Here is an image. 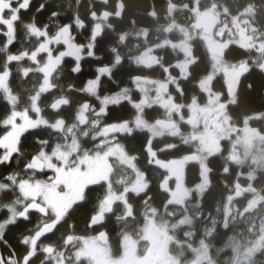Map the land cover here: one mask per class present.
<instances>
[{"label":"trees","instance_id":"trees-1","mask_svg":"<svg viewBox=\"0 0 264 264\" xmlns=\"http://www.w3.org/2000/svg\"><path fill=\"white\" fill-rule=\"evenodd\" d=\"M6 1L10 8L15 10L16 19L12 22L11 41L7 39L4 25L0 24V73H7V85L14 97L12 104L15 111H26L32 118L35 117L30 105L37 88L44 80V74L27 58L9 60V57L19 58L24 53L30 54L36 50L43 37H36L32 30L53 38L61 28L68 27L74 44L83 49L81 58L68 56L62 58L50 74V88L40 94L38 99L39 115L45 124L23 133L19 138L17 152L8 162L0 164L2 184L9 183V177L14 175L29 176L28 165L31 164L32 158L44 148L50 152L55 145L64 142V133L54 130L52 126H56L57 123H62L65 128L76 125L79 109L85 104L89 110L87 113L89 120L99 118L100 124L105 127L133 119L136 110L128 100L111 104L106 107L104 114L95 115L101 98L119 93L133 79L162 81L166 85L168 95L176 104L183 106V111H188L193 100L205 104L206 94L200 89L199 84L206 75H209L212 66L202 39L195 37L187 45L178 46V42H184L177 39L175 32H170V37L164 38L168 44L155 50L153 65L145 67L132 60L134 48L140 50L145 46L142 37L136 39L130 36L132 31L136 29L143 31L149 37L146 41H156V38L160 37L158 30L168 29L173 23L193 29L191 24L194 20L191 18L194 17V10L200 15L213 14L216 19L215 31L230 22L231 17L242 16L244 12H248L246 18L249 24L256 27L259 40L264 42V0ZM8 17L9 12H4L3 18ZM97 28L99 35L95 36ZM200 31L197 32L208 35ZM169 42L173 43V46H169ZM186 53L188 60L184 63ZM256 57L255 49L244 50L231 45L223 60L228 62L246 60L251 63ZM24 70L28 72L24 73ZM95 79L98 80L97 94L92 95L85 91V87L89 81ZM211 88L216 93L226 92L221 78L214 79ZM133 99L136 100V95ZM12 106L0 91V138L8 132V128L3 124L11 114ZM257 115H261L259 120ZM227 116L237 128L247 125L264 134L263 70L247 69V74L237 86L234 98L228 104ZM144 118L150 122L158 118L163 119L159 108L146 109ZM84 126L81 125V128ZM181 128H186V122L181 124ZM114 136L124 147L125 152L133 158L136 168L144 175L147 183L145 192L127 193L128 214L123 216L118 210L120 207L115 206L118 214L112 213L106 221L102 219L97 225L90 226L92 218L99 215L98 206L106 193V185L100 182L86 186L82 200L73 204L63 219L55 224V229L38 241V247L51 245L62 253L69 264H72L74 262L72 252L81 245L82 239L96 237L104 231L107 233L108 244L113 253L119 254L120 233L123 230L131 232L135 227L142 225L146 206L156 211L167 209L176 215L187 214L189 218H194L189 229L193 230L194 235L188 240L193 242L200 240L201 237L206 238L217 251L225 247L224 243L227 240L245 243L248 238L250 240L256 238L260 229L264 230V171L257 170L256 174L253 173V178H250V172L254 171L251 163L244 161V164L240 165L236 162H226L229 148L227 141L223 142V151L207 161L209 186L198 198V209L193 204L195 196L191 202L186 203L184 209L182 206L174 207L167 204L168 194L161 189L166 172L150 163L146 148L151 144L159 158L168 160L190 153V145L170 137L150 140L147 131L139 130L116 133ZM78 142L82 151L97 149L96 140L82 138L81 132ZM171 144L174 145L173 148L162 151L165 146ZM200 178L197 165H188L185 173L186 185L193 188L200 182ZM237 184L250 190L244 192V195L234 202L233 208L237 211L233 214L236 219L227 224L228 218L225 220L224 216L225 203ZM256 196L261 198L260 203L247 211L248 205ZM18 198V192L13 186L2 192L0 224L8 218V209L2 204H10ZM242 210L247 212L241 216L238 212ZM38 222L39 215L31 213L26 219L19 218L4 228L0 234V252L6 264H13L11 262L51 264V260H47L42 252L32 255L30 245L25 242V238L31 236ZM187 231L180 229V237ZM215 254L218 256V253ZM221 259V257L216 259L215 264H227V261L223 262ZM251 264H264V246Z\"/></svg>","mask_w":264,"mask_h":264},{"label":"rangeland","instance_id":"rangeland-1","mask_svg":"<svg viewBox=\"0 0 264 264\" xmlns=\"http://www.w3.org/2000/svg\"><path fill=\"white\" fill-rule=\"evenodd\" d=\"M22 1L26 2L27 0ZM4 12H9L10 17L4 19ZM199 15L197 10H194V17L191 18L194 20L191 24L193 29L191 30L176 23H173L168 29L158 28L160 37L156 38V41H146L149 39L147 33L138 29L132 31L130 36L132 35L136 39L140 36L145 41V46L140 50L134 48L132 54L133 62L145 67L153 65L154 51L168 44L164 38L170 37V32H175L177 39L184 42H178V46L187 45L195 37H200L212 66L209 75H206L199 84L200 89L206 94L205 104L193 100L188 111H183V106L176 104L173 98L168 95L166 85L157 79H133L119 93L101 98L95 115L104 114L106 107L111 104L128 100L136 110L130 121L109 127L102 126L99 118L89 120L87 117L89 110L85 104L79 109L76 125L65 128L62 123H57L56 126H52L54 130L64 133V142L55 145L50 152L44 148L36 155L44 165L47 172L45 176L37 174L35 166L29 164V176L14 175L9 177V183H0V195L11 189L12 186L15 187L19 195V198L14 202L2 204L4 208L8 209V218L6 222L0 224V234L7 224L13 223L20 217L25 207L36 203L43 208L48 219L46 220L42 216L41 222L38 223V229H35L31 236L25 238V242L32 249L31 254L42 252L47 260H51V264H69L68 260L55 247L51 245L38 247L34 237L45 225L61 221L73 204L82 200L86 186L100 182L106 185V193L98 206V213L103 217V221H106L112 213H119L114 209L115 206L120 207L118 210L123 216L128 214L127 193L132 191L142 194L146 190L147 183L144 175L136 168L133 158L117 141L114 136L116 133L147 131L150 140L170 137L176 138L180 143L190 145V153L168 160L159 158L151 144L146 148L150 163L166 172L161 189L168 194L167 204L170 206L184 208L186 203L191 202L192 197L195 196L193 204L198 209V198L209 186L207 161L210 157L217 156L223 151L224 141H227L229 146L226 162H236L242 165L244 161H248L254 167V171L249 174L250 178H253V173L256 174L257 170L264 171V134L247 125L237 128L231 118L227 116L228 104L232 99L227 101L224 99L225 92L216 93L211 88L212 81L216 78H221L224 84L229 87L242 69L258 68L264 71V42L259 40L256 27L249 24L246 18L248 12H244L242 16L231 17L230 22L228 21L216 31L213 30V34L207 36L199 34L198 30L194 28V23L199 19ZM15 19V10L10 8L6 0H0V24L4 25L9 41L13 38L12 22ZM32 33L36 37H43L36 50L30 54L24 53L19 58L9 57V60L27 58L44 74V80L37 88L30 105L35 117L32 118L26 111L14 110L15 106L12 104L14 97L10 94L7 85V73H0V91L13 105L11 114L3 124L8 128V132L0 138V164L8 162L10 157L17 152L19 138L23 133L45 124L39 115L38 99L40 94L50 88V74L60 60L67 56L76 59L82 56L83 48L74 44L68 27L61 28L57 36L53 38L40 31L32 30ZM217 45H234L244 50L255 49L256 60L251 63L246 60L224 61L223 58L212 53V48ZM169 46H173V43L169 42ZM185 60L184 63L188 60L187 53ZM27 72L24 70V73ZM97 85V79L91 80L85 87V91L96 95ZM134 95H136V100L133 99ZM154 108L160 109L163 119L147 121L144 118L145 110ZM256 117L259 120L261 115ZM183 122H186L184 129L181 128ZM163 123H172L173 126L167 128L163 126ZM81 125L85 126L81 128ZM262 125L264 126V122ZM79 132L82 133V138L96 140L97 149L80 150ZM173 147V144L165 146L162 151ZM190 164L197 165L201 177L200 182L193 188H189L185 182L186 168ZM248 190L250 188H244L237 184L233 193L227 198L224 209L225 220L228 218L227 224L236 219L234 214L237 209L233 208L234 202ZM260 201L261 198L256 196L248 205L247 211L256 207ZM145 209L141 226L135 227L131 232L123 230L120 233L119 254H114L109 244L102 245L96 237L90 236L82 239L81 245L72 252L74 253L72 264H215L216 259L220 257L223 262L227 261V264H251L263 250V229L259 230L256 238L252 240L248 238L245 243L227 240L224 243L225 247L217 251L216 247L211 246L206 238L202 239L201 237L200 240L193 242L188 240L190 236L194 235L193 230L189 231L194 218H189L187 214L176 215L167 209L156 211L149 206H146ZM247 211L242 210L238 213L242 216ZM117 219H119L118 216ZM224 226L226 225L224 224ZM180 229L188 231L180 237ZM215 253H218V256ZM11 263L24 264L23 262Z\"/></svg>","mask_w":264,"mask_h":264},{"label":"water","instance_id":"water-1","mask_svg":"<svg viewBox=\"0 0 264 264\" xmlns=\"http://www.w3.org/2000/svg\"><path fill=\"white\" fill-rule=\"evenodd\" d=\"M194 26L197 30H202L205 34H209V33H212L216 27V19L214 15L211 13H202L199 16V19L194 23ZM98 30L99 29L97 28L95 32V36H98L99 34ZM228 52H229V47L226 45H219V46L212 48V53L219 58H224L228 54ZM245 75H246V70H241L237 74V77L235 80L236 83L239 84V82L245 77ZM233 92H234V87L231 86L228 88L226 94L228 97L231 98L233 96ZM163 126L169 128V127H172V124L163 123ZM193 160L195 161V157L193 158ZM31 164L35 166L36 173H42L44 171V165L37 157L32 158ZM36 207L37 206L35 204H29L27 207H25L24 212H27V211L33 212L37 210ZM101 220H102V216L96 215L95 217L92 218L90 222V226L97 225L99 222H101ZM54 229H55V224H50V225L45 226L42 230H40L35 235L34 241L38 242L43 236L47 235ZM96 239L100 244L104 245L107 242V235L104 233H99L97 234ZM0 264H6L2 257L1 252H0Z\"/></svg>","mask_w":264,"mask_h":264},{"label":"flooded vegetation","instance_id":"flooded-vegetation-1","mask_svg":"<svg viewBox=\"0 0 264 264\" xmlns=\"http://www.w3.org/2000/svg\"><path fill=\"white\" fill-rule=\"evenodd\" d=\"M217 46H219V45H217ZM216 47V46H215ZM229 47V46H228ZM242 70H246V74H247V69H242ZM241 82V81H240ZM240 82H239V84H240ZM239 84H237L236 83V81H234L233 82V84L232 85H230L229 87H231V86H233L234 87V92H233V96L230 98V97H228L227 96V90H228V88L229 87H227L226 85H225V87H226V92L224 93V99H226L227 101H229L228 99H233L234 98V94L236 93V89H237V86H239ZM45 173L47 174V172L45 171V168H44V171L42 172V173H37V174H44L45 175ZM14 202V201H13ZM37 207H36V209L37 210H35V211H33V212H30V211H27V212H24V209L22 210V213H21V215H20V217L19 218H27V215L28 214H31V213H35V214H38L39 215V222L38 223H40L41 222V220H42V216H43V218H45L46 220L48 219V217H47V214L45 213V211L43 210V208L41 207V206H39L38 204H36V203H34ZM19 218H17L16 220H18ZM103 219V218H102ZM102 221V220H101ZM4 222H6V221H4ZM15 222V221H14ZM13 222V223H14ZM38 223H37V225H36V229H38L37 227H38ZM10 224V223H9ZM50 224H52V223H50ZM50 224H47V225H50ZM54 224H57V223H54ZM8 225V224H7ZM47 225H45V226H47ZM44 226V227H45ZM43 227V228H44ZM42 228V229H43ZM41 229V230H42ZM101 233H104V234H106L107 235V233L106 232H101ZM108 236H107V242H106V244H108ZM35 243H38V242H35ZM105 244V245H106ZM5 263H6V261H5Z\"/></svg>","mask_w":264,"mask_h":264}]
</instances>
